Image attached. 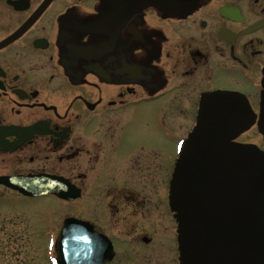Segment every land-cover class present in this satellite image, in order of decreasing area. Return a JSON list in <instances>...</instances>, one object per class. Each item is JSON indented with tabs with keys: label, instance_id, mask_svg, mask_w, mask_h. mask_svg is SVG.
I'll return each instance as SVG.
<instances>
[{
	"label": "flooded vegetation",
	"instance_id": "af4514ba",
	"mask_svg": "<svg viewBox=\"0 0 264 264\" xmlns=\"http://www.w3.org/2000/svg\"><path fill=\"white\" fill-rule=\"evenodd\" d=\"M244 110L260 126L264 0H0V177L79 194L0 192L80 199L58 231L89 224L111 243L103 264L118 239L180 264L179 159L202 112L220 126Z\"/></svg>",
	"mask_w": 264,
	"mask_h": 264
},
{
	"label": "water",
	"instance_id": "95a60500",
	"mask_svg": "<svg viewBox=\"0 0 264 264\" xmlns=\"http://www.w3.org/2000/svg\"><path fill=\"white\" fill-rule=\"evenodd\" d=\"M252 120L244 110L241 121L219 126L202 112L186 143L171 184L182 264H264V151L232 140ZM260 127L264 135V118ZM0 181L26 196L79 194L52 190L40 176ZM53 248V264H103L113 256L109 240L74 217L63 220Z\"/></svg>",
	"mask_w": 264,
	"mask_h": 264
},
{
	"label": "rangeland",
	"instance_id": "374dc122",
	"mask_svg": "<svg viewBox=\"0 0 264 264\" xmlns=\"http://www.w3.org/2000/svg\"><path fill=\"white\" fill-rule=\"evenodd\" d=\"M253 123L238 135V140L258 146L264 135L259 124ZM80 204V199L63 203L48 197L29 200L13 192H0V264H52V244L62 218L80 215ZM119 240L118 256L111 264H172L158 246Z\"/></svg>",
	"mask_w": 264,
	"mask_h": 264
}]
</instances>
